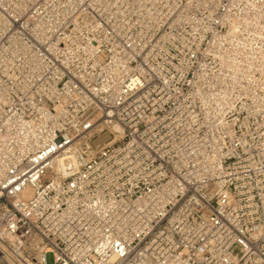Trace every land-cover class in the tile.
I'll list each match as a JSON object with an SVG mask.
<instances>
[{
  "label": "built area",
  "instance_id": "1",
  "mask_svg": "<svg viewBox=\"0 0 264 264\" xmlns=\"http://www.w3.org/2000/svg\"><path fill=\"white\" fill-rule=\"evenodd\" d=\"M47 253L264 264V0H0V264Z\"/></svg>",
  "mask_w": 264,
  "mask_h": 264
},
{
  "label": "rangeland",
  "instance_id": "2",
  "mask_svg": "<svg viewBox=\"0 0 264 264\" xmlns=\"http://www.w3.org/2000/svg\"><path fill=\"white\" fill-rule=\"evenodd\" d=\"M46 261L50 264L53 261V257L51 253L46 254Z\"/></svg>",
  "mask_w": 264,
  "mask_h": 264
},
{
  "label": "bare ground",
  "instance_id": "3",
  "mask_svg": "<svg viewBox=\"0 0 264 264\" xmlns=\"http://www.w3.org/2000/svg\"><path fill=\"white\" fill-rule=\"evenodd\" d=\"M106 139H107V135L103 134V135L100 137L99 143H103Z\"/></svg>",
  "mask_w": 264,
  "mask_h": 264
}]
</instances>
